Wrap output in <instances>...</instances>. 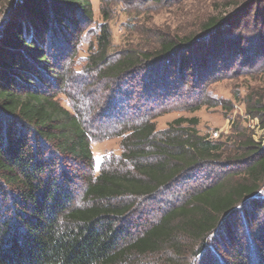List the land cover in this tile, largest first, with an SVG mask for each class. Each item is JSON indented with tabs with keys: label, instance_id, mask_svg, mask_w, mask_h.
Instances as JSON below:
<instances>
[{
	"label": "trees",
	"instance_id": "trees-1",
	"mask_svg": "<svg viewBox=\"0 0 264 264\" xmlns=\"http://www.w3.org/2000/svg\"><path fill=\"white\" fill-rule=\"evenodd\" d=\"M164 1L168 9L178 0ZM243 1L228 2L225 14L141 31L142 45L116 59L102 24L88 46V70L107 81L135 76L164 96L204 91L215 77L264 58V0ZM8 4L0 0V8ZM11 9L0 34V264H264V147L250 138L232 150L204 140L182 128L194 120L157 132L144 113L119 132L126 143L119 161L93 175L94 126L79 99L70 110L57 100L67 80L54 59L82 38L91 4L18 0ZM250 26L260 30L248 35ZM253 109L264 127V96ZM205 167L216 174L210 184L130 228L134 207Z\"/></svg>",
	"mask_w": 264,
	"mask_h": 264
},
{
	"label": "rangeland",
	"instance_id": "rangeland-1",
	"mask_svg": "<svg viewBox=\"0 0 264 264\" xmlns=\"http://www.w3.org/2000/svg\"><path fill=\"white\" fill-rule=\"evenodd\" d=\"M158 1L89 0L92 23L87 26L77 44H69L64 54L65 58L63 56L54 58L60 73L67 80L64 81L63 87L59 86L56 89V94L64 92L58 95L57 100L64 108L70 110V107L78 104L76 100L79 99L87 108L80 110L81 114L84 111L87 127L94 126L90 135L95 140L91 144L95 176L103 162L119 161L126 144L121 143L125 136H118L119 132L125 131L127 125L133 124L144 113H148V117H155L153 122L157 132L166 130L167 126L178 119L194 120L196 125L186 123L182 128L194 129L204 140L225 144L232 150L233 142L250 138L255 144L264 147V127L253 109L264 96V58L251 67H240L226 75L215 77L204 91L189 89L184 96L180 94L164 96L165 92L162 94L157 92L151 82L142 85L143 81L141 83L135 76L122 78L121 81H107L88 70L87 58L90 50L88 46L94 45V35L102 24L108 26L111 33L108 55L111 59H116L121 52L137 49V44L142 45L143 39L138 37L141 31H164L165 26L174 28L192 17L203 18L220 12L225 14L231 10L228 2H232L231 6H234L243 0H178L175 1V5L168 1V9L164 0H160L159 4ZM16 2L18 0H10L11 6ZM9 6L8 4L0 8V22L7 10L11 9ZM101 9L109 18L106 22L102 20ZM259 30L250 26L244 32L255 35ZM230 150L226 153H230ZM231 157L232 160L239 159L238 154H231ZM236 174L239 173L233 175ZM210 176L216 177V174L208 167L193 168L190 172L184 173L155 199L134 207L135 213L131 219L133 225L130 228L134 229L149 219L152 220L158 208L177 202L189 190L200 184H210L208 180ZM159 261V258H149L143 260L142 264H159Z\"/></svg>",
	"mask_w": 264,
	"mask_h": 264
},
{
	"label": "built area",
	"instance_id": "built-area-1",
	"mask_svg": "<svg viewBox=\"0 0 264 264\" xmlns=\"http://www.w3.org/2000/svg\"><path fill=\"white\" fill-rule=\"evenodd\" d=\"M9 14H10V10L8 9L6 15L3 16V19L0 22V34L4 30V28H5L6 24H7V21H8V18H9Z\"/></svg>",
	"mask_w": 264,
	"mask_h": 264
}]
</instances>
